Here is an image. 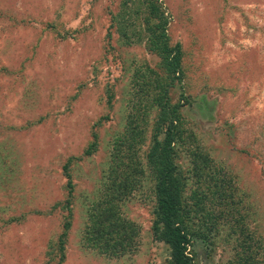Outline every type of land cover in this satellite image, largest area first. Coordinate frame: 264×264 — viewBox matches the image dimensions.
I'll return each mask as SVG.
<instances>
[{
  "label": "rangeland",
  "instance_id": "obj_1",
  "mask_svg": "<svg viewBox=\"0 0 264 264\" xmlns=\"http://www.w3.org/2000/svg\"><path fill=\"white\" fill-rule=\"evenodd\" d=\"M158 4L185 70L170 100L184 94L180 117L196 138L176 159L185 193L214 190L188 176L198 146L234 193L232 216L246 215L259 236L264 264V0ZM129 8L123 0H0V264H168L151 230L153 180L118 203L138 230L131 250L105 255L85 233L88 208L109 197L102 185L130 111L131 76L160 73L144 41L119 35L118 15ZM152 133L148 126L143 160ZM232 227L220 222L210 247L195 243L193 263L229 264L240 251Z\"/></svg>",
  "mask_w": 264,
  "mask_h": 264
},
{
  "label": "trees",
  "instance_id": "obj_2",
  "mask_svg": "<svg viewBox=\"0 0 264 264\" xmlns=\"http://www.w3.org/2000/svg\"><path fill=\"white\" fill-rule=\"evenodd\" d=\"M123 5L130 8L129 11L123 9L118 15L119 35L129 45L144 41L147 50L158 57L160 73L149 70L145 74L137 70L140 73L131 76L134 93L131 92L128 98L130 111L125 117L124 131L114 138L110 166L105 171L102 185L104 197H109L105 202H95V209L87 210L85 233L93 241L91 247L108 256H116L134 247L133 239L138 230L134 223L118 212V203L133 194L140 181L145 179L153 180L154 184L151 230L154 238L168 247V264H194L192 254L195 243H206L210 247L218 224L229 221L232 222V232L237 234L233 242L240 250L229 264H258L259 236L244 223L246 215L241 216L236 211L238 218L232 216L235 213L234 193L231 190L227 192V185L221 183L222 179H217L215 171L212 173L213 167L198 146L195 149L192 146L190 151L193 165L188 170V176L199 187L205 184L214 190H210L211 195L202 189L189 195L185 193L189 180L176 159L184 143L192 140L194 143L196 138L180 117L184 94L180 93L176 103L170 100L171 91H182L185 70L180 44L171 45L169 41L164 11L158 0H123ZM127 28L133 35L126 32ZM148 126L152 127L153 133L143 160L140 152L146 141ZM94 148V144L90 145L85 154H92ZM210 196L216 198V206L211 204ZM227 199L231 202L226 203ZM216 207L227 209L216 211ZM68 226L66 223L65 229Z\"/></svg>",
  "mask_w": 264,
  "mask_h": 264
}]
</instances>
